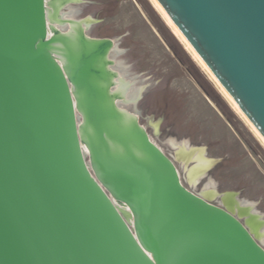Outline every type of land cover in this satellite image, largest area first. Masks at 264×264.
<instances>
[{"label":"water","instance_id":"obj_1","mask_svg":"<svg viewBox=\"0 0 264 264\" xmlns=\"http://www.w3.org/2000/svg\"><path fill=\"white\" fill-rule=\"evenodd\" d=\"M45 1L69 33L47 30ZM157 1L264 137V0ZM65 2L0 0V264H264L256 234L117 108L112 42L62 20Z\"/></svg>","mask_w":264,"mask_h":264},{"label":"rangeland","instance_id":"obj_2","mask_svg":"<svg viewBox=\"0 0 264 264\" xmlns=\"http://www.w3.org/2000/svg\"><path fill=\"white\" fill-rule=\"evenodd\" d=\"M83 1L72 3V8H64L62 13L72 15V20H101L91 30L85 28L84 35L108 37L114 43L120 40L121 53L111 56L114 65L122 62L130 74L128 81L135 79L136 87H144L136 105L119 107L135 115L150 139L171 158L176 155L175 144H188L205 149L206 157L217 161L196 186L188 182L182 164L175 162L184 186L197 194L212 184L219 195L236 193L238 201L253 203L255 212L264 220L263 142L152 0ZM81 10L82 15H74L73 11ZM117 72L121 77L127 74L123 67ZM129 84L127 98L136 102L142 88ZM86 159L91 165L89 152ZM211 203L224 207L220 198ZM238 218L246 225L245 218Z\"/></svg>","mask_w":264,"mask_h":264},{"label":"bare ground","instance_id":"obj_3","mask_svg":"<svg viewBox=\"0 0 264 264\" xmlns=\"http://www.w3.org/2000/svg\"><path fill=\"white\" fill-rule=\"evenodd\" d=\"M46 2V1H45ZM152 2L155 4V6L159 9V11L162 13L163 17L167 21V23L170 25L174 33L183 41V43L186 45V47L191 51L195 59L200 63V65L206 70V72L210 75V77L214 80V82L217 84V86L221 89V91L225 94V96L228 98V100L233 104V106L236 108V110L242 115V117L246 120V122L250 125L252 130L255 132V134L258 136L257 129L255 126L251 123V121L244 115L243 111L240 109V107L233 101L231 95L226 91V89H223L215 75L212 73V71L208 70L205 68L206 63L201 62L200 56L193 50L191 44L187 41L186 37L183 35V33L180 31V29L175 26L172 22V20L168 17L166 11L159 5L157 0H152ZM50 6V5H49ZM54 10V9H53ZM54 13V11L50 10L48 8V4L46 2V16H47V30H49L48 23L52 25V22L50 21L49 14ZM69 20H72L68 18ZM59 23V22H58ZM64 23H69L70 24V30H65V29H58L55 27L62 35L67 34L71 31V23L70 22H62ZM85 23V22H84ZM82 25V24H81ZM83 27V26H82ZM84 28V27H83ZM84 32V31H83ZM52 53L54 56H56V53H54L53 48H52ZM109 53V52H108ZM56 59L59 61V63L62 65L61 58L56 57ZM107 59H108V54H107ZM63 67V65H62ZM120 78H118L115 82L116 88L112 91L111 89L109 92H114L117 90V85L118 83L123 82V77L119 75ZM114 81V80H113ZM122 84V89L125 90V102L128 101L127 99V89L130 87V84L127 82H123ZM123 99V98H120ZM78 103V100H77ZM117 108L119 110L121 109L120 102H116ZM128 112V111H127ZM129 113V112H128ZM130 114V113H129ZM133 115V114H131ZM135 116V115H133ZM80 117L83 118L82 123L79 122ZM78 123L79 125H83L85 122L84 116L80 111L78 110ZM137 119V118H136ZM80 133V131H79ZM81 142H82V137L80 134ZM258 138L263 142L264 144V137L258 136ZM83 145V144H82ZM174 145V144H173ZM83 147L86 149V152H89L87 147L83 145ZM176 148V155L175 158L178 160L180 164L184 167L185 174L187 177L188 182L192 186L198 185L201 177L207 173V169L210 168L214 164V160H211L207 158L204 155V149L201 148H195L191 147L188 144H180L174 146ZM212 183V182H211ZM208 186V185H207ZM203 198H205L208 201H212L214 198L218 196V193L216 191V188L214 184L209 186L208 188L204 189L201 193H199ZM115 204L124 212L127 210L126 205L118 203L115 200ZM221 204L232 214L238 216V217H243L246 220V225L250 228L251 231H253L259 242L264 244V220L255 212L254 210V204L250 203L248 201H238V199L234 200L233 195L228 194V195H223L222 196V201Z\"/></svg>","mask_w":264,"mask_h":264},{"label":"flooded vegetation","instance_id":"obj_4","mask_svg":"<svg viewBox=\"0 0 264 264\" xmlns=\"http://www.w3.org/2000/svg\"><path fill=\"white\" fill-rule=\"evenodd\" d=\"M61 1H66L65 3H64V5H63V7L59 10V14L61 15V19L62 20H67L68 18H71V16L72 15H70L69 13H65V12H63L62 13V10L64 9V8H67V9H69L70 10V7H71V4L72 3H74V2H76V1H78V0H61ZM90 3H96V2H90ZM48 8L50 9V10H52V11H54L53 10V7L52 6H49L48 5ZM72 8V7H71ZM74 12V15H77L78 16V14L80 13L81 15L83 14V10H81V11H73ZM104 14H106V11H104ZM96 19L95 18H92V17H87V18H85L84 20H81V26H83L84 27V29L86 28L87 30H91L96 24H98V23H100V21L101 20H98V21H95ZM85 21H88V23H86ZM85 22V23H84ZM52 25L53 26H55L56 28H58V29H65V30H70V24L69 23H64V24H62V23H58V22H55V23H53L52 22ZM84 33V32H83ZM89 38V37H88ZM90 39H97V38H90ZM99 40H107V41H110V42H112V46L110 47V49L108 50V60L109 61H113V62H115L113 59H111V56H113V55H117L118 53H121V50L119 49V42H120V40H118V43H114L113 41H112V39L111 38H108V37H104V38H98ZM120 67H123L124 69H125V71H126V75L124 74V75H122L123 76V82H125V83H127V82H129V83H131L132 85H133V87H135V88H142V91H141V93L138 91V94H140V96L138 97V99L136 100V102H132V101H130V99H128V101L127 102H125L123 99H117L116 100V102H120V105L121 104H128V103H130V104H135L136 105V103L140 100V98H141V96H142V92H143V89H144V87H136L135 86V79L133 80V82L132 81H128V79H127V76L129 77V73L127 72V69H126V67L124 66V64H122V62H120V61H118V63H116V65H114V64H108V68L110 69V70H112V71H115V72H117V70H119L120 69ZM118 73V76H116V77H114V81H116L118 78H120L119 77V75L121 76V74L119 73V72H117ZM115 86H116V84H115ZM121 87L122 88V84H118L117 85V89H118V87ZM116 87H113V88H111V90L113 91L114 89H115ZM130 88V87H129ZM128 88V89H129ZM128 89H127V93L126 94H128ZM128 96V95H127ZM137 118V117H136ZM212 168V167H211ZM211 168L207 171V174L205 175V177L204 178H206L207 176H208V173H209V171L211 170ZM216 188V191H217V193H218V196L216 197V198H220L221 199V201H222V196L224 195V194H226V193H224V194H221V195H219V192H218V189H217V187H215ZM228 193H233V192H228ZM237 197H238V194H237ZM236 197V198H237Z\"/></svg>","mask_w":264,"mask_h":264}]
</instances>
